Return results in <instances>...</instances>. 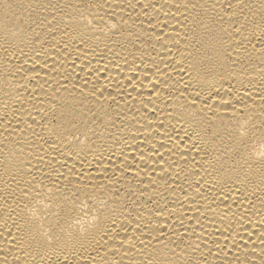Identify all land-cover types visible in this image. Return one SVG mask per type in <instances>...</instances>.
I'll return each mask as SVG.
<instances>
[{
    "label": "bare ground",
    "instance_id": "obj_1",
    "mask_svg": "<svg viewBox=\"0 0 264 264\" xmlns=\"http://www.w3.org/2000/svg\"><path fill=\"white\" fill-rule=\"evenodd\" d=\"M0 264H264V0H0Z\"/></svg>",
    "mask_w": 264,
    "mask_h": 264
}]
</instances>
